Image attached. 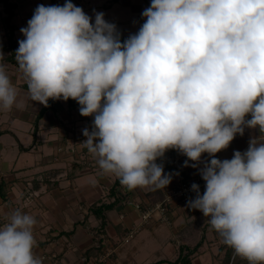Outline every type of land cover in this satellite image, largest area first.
I'll list each match as a JSON object with an SVG mask.
<instances>
[{
	"label": "clouds",
	"instance_id": "clouds-1",
	"mask_svg": "<svg viewBox=\"0 0 264 264\" xmlns=\"http://www.w3.org/2000/svg\"><path fill=\"white\" fill-rule=\"evenodd\" d=\"M94 15L71 0L37 6L15 52L28 98L45 107L72 99L94 117L82 143L129 190L167 187L172 175L156 161L170 149L187 157L185 167L203 163L205 191L193 183L187 206L236 255L264 264V139L216 158L245 127L264 135V0H151L123 42L103 12ZM6 68L0 110L18 103ZM36 223L19 209L8 214L0 264H43Z\"/></svg>",
	"mask_w": 264,
	"mask_h": 264
},
{
	"label": "crops",
	"instance_id": "crops-1",
	"mask_svg": "<svg viewBox=\"0 0 264 264\" xmlns=\"http://www.w3.org/2000/svg\"><path fill=\"white\" fill-rule=\"evenodd\" d=\"M137 2H113L127 7L136 17L128 23L125 13L121 12L123 18L115 16L111 20L121 23L119 32L126 39L135 34L132 25L140 28L144 23L141 13L151 5L149 0ZM111 6L97 7L108 10ZM0 64L7 66V74L18 93L17 105L11 110H0V181L5 191V199L0 195V227L8 222V214L16 209L32 215L37 221L33 228L36 241L33 252L43 264H77L85 256L98 258L110 248L112 254L101 264H151L160 260L164 261L161 264H170L172 259L164 252L167 246L170 247L168 241H172L176 248L191 245L187 231L201 226L202 212L197 210L189 216L184 207L174 202L169 205L165 216L156 213L144 221L135 204L154 205L179 183L181 176L202 178L199 169L203 163L197 167H185L187 158H183L181 171L176 172L173 158L180 152L170 149L167 155L156 161L163 165L165 174L172 175L167 187L129 190L120 184L113 194L111 188L119 179L114 174L105 173L97 158L79 144V140H86V137H78L83 132L75 134L80 130L78 125L87 120L93 123L94 117L81 116L80 105L72 99L66 103L56 100L51 109L45 110L44 105L28 98L27 83L19 66L6 60ZM27 124H36L37 130L35 138L29 135L30 140L25 143V131H32L23 128ZM259 137L264 139L258 128L245 127L244 134H237L226 149L216 154V158L231 159L235 151L245 152L250 140ZM32 153L37 156L30 158ZM208 159L205 153L202 161ZM98 208L103 209L101 214L96 213ZM161 216L167 217V221ZM130 230H135L134 237L125 242ZM159 247L161 250L156 253Z\"/></svg>",
	"mask_w": 264,
	"mask_h": 264
},
{
	"label": "rangeland",
	"instance_id": "rangeland-1",
	"mask_svg": "<svg viewBox=\"0 0 264 264\" xmlns=\"http://www.w3.org/2000/svg\"><path fill=\"white\" fill-rule=\"evenodd\" d=\"M13 2H16L17 7L15 9L16 14L15 17L13 18V22L17 25V30H16V39L19 42L20 40L24 39L25 37L23 36V34L21 33L20 29L23 27H27V22L28 20L31 19V17L34 14L35 9L37 8L38 5L43 4L45 6H50V5H60L63 6L66 2V0H56L55 2H53L52 0H12ZM71 2L73 4H75L78 7H81L84 12L89 15L90 17H92V21L94 22L95 19V15L94 12H103L105 14L104 18L106 21L110 22V23H114L117 26V29L119 31V25H121V23H117V22H111V20H113L114 18L117 17H122L123 16L120 14L121 12L125 13V21H127L128 23H132L133 18H136L132 13L131 10L128 9L127 7L122 6V4H113V0H71ZM141 0H138L137 3H140ZM149 2L151 3V0H149ZM122 3V2H121ZM112 5L110 9H105L104 7H97V6H103V5ZM150 7V6H149ZM3 6L2 4H0V47L4 45V40L6 41V36L5 34V26L3 24V17H4V10H3ZM138 20V19H137ZM132 29H134V32H138L139 30V26L136 25H132ZM18 47H19V43H18ZM0 62H3V59H0ZM51 100H49L48 105L50 104ZM62 103H66L69 102L68 101H63L61 100ZM48 107V106H47ZM47 107H45V110L47 109ZM60 114V113H59ZM91 124L93 123H89V120H87L86 123H83L82 125H78V128L80 130L76 131L75 134H78L79 131L83 132L82 130L87 128L88 130L91 131L93 130V125L91 126ZM27 127L28 129H32V131L30 132L29 130H26ZM23 128L26 130V140L25 143H28L30 140V136L32 135L33 139L35 138V134H36V130H37V125L33 124V125H25L23 126ZM74 134V135H75ZM78 137H82L85 138L84 135L78 134ZM81 141V142H80ZM84 140H79L78 142H80L79 144H82L81 146H83V142ZM54 154V153H52ZM35 156H37L36 153H32L30 155V158H34ZM187 210V209H186ZM189 216H193L197 210L195 211H189ZM162 215V214H161ZM203 220L200 221L201 226H197V227H192L189 229V231H187V235H188V240L190 242V247H194L196 246L198 243H200L199 247L197 248L196 252L193 253V255L191 256L192 258V262L193 264H221L222 259L224 258L225 255V249L221 250L223 248V242H222V237H220V235L211 227V225L208 223V218L205 216H202ZM162 219L167 221V217L163 218L161 216ZM171 237L172 234H171ZM170 243V247H166L165 249V256L166 257H170V259H172V261L176 260L178 257V251L179 248H176L175 244H173L172 241H168V245ZM131 243H128L127 245H130ZM127 248V246H125V249ZM175 248L177 250V254H175ZM128 250V249H127ZM126 250V251H127ZM159 250H161V248H157L156 249V253L160 252ZM123 256V254H122ZM150 260H152V257H149ZM77 264H81V260L77 263ZM128 264H134L133 262H128ZM239 264H250L249 261H247L246 259H242V261Z\"/></svg>",
	"mask_w": 264,
	"mask_h": 264
},
{
	"label": "trees",
	"instance_id": "trees-1",
	"mask_svg": "<svg viewBox=\"0 0 264 264\" xmlns=\"http://www.w3.org/2000/svg\"><path fill=\"white\" fill-rule=\"evenodd\" d=\"M52 1L55 2L56 0H52ZM113 1H117V0H113ZM0 4H2L4 8L3 10H4L5 15L2 19L3 20L2 22L5 26V36H6L5 44L0 47V53L3 54L2 55L3 60L9 61L10 63L15 64V65H18L15 60V52L18 49V41L15 37L17 25L13 22V18L15 17V14H16L15 9L17 7V4L16 2H13L12 0H0ZM167 154L168 153H165L164 155H167ZM120 184L121 183L118 180L116 181L115 185L111 188V192L113 194H116V192L118 191V186ZM0 195L5 199V191L3 189L2 181H0ZM102 210H103L102 208L100 209L98 208L96 210V213L101 214ZM199 244L200 243H198L194 247H190L188 245H181L179 247V255L177 259L174 261H169V263L170 264H193L191 256L193 255V253L196 252L197 248L200 246ZM224 249H225V255L221 261V264H239L242 261L243 258L236 255L234 250L231 247L223 244V248L221 250H224ZM163 262H164L163 260H160V261H157L151 264H161ZM81 264H87V262H83Z\"/></svg>",
	"mask_w": 264,
	"mask_h": 264
},
{
	"label": "built area",
	"instance_id": "built-area-1",
	"mask_svg": "<svg viewBox=\"0 0 264 264\" xmlns=\"http://www.w3.org/2000/svg\"><path fill=\"white\" fill-rule=\"evenodd\" d=\"M168 150L166 153H169ZM187 158L182 153L176 154L173 158L174 170L176 172H180L182 168V159ZM195 183L199 185L200 193L203 194L205 191V181L202 178H185L183 176L180 177L179 183L169 191H167L164 195V198L155 203L152 206L143 207L142 204L136 203L135 207L141 212L142 218L144 221L149 220L156 213H160L163 216L166 215L168 207L170 204L176 202L180 206L184 207L189 211H194L195 209H191L187 206L188 201L190 199H194L196 193L192 190L191 185ZM196 211V210H195ZM135 230H130L128 234L125 236L124 241L129 242L131 238L134 237ZM112 254V248L106 249V252L99 256L98 258H89L83 257L81 263L87 262V264H101L106 260L108 255Z\"/></svg>",
	"mask_w": 264,
	"mask_h": 264
},
{
	"label": "water",
	"instance_id": "water-1",
	"mask_svg": "<svg viewBox=\"0 0 264 264\" xmlns=\"http://www.w3.org/2000/svg\"><path fill=\"white\" fill-rule=\"evenodd\" d=\"M125 37H121V41L125 40ZM55 100H51L50 104L48 105L47 109H51L54 106Z\"/></svg>",
	"mask_w": 264,
	"mask_h": 264
},
{
	"label": "flooded vegetation",
	"instance_id": "flooded-vegetation-1",
	"mask_svg": "<svg viewBox=\"0 0 264 264\" xmlns=\"http://www.w3.org/2000/svg\"><path fill=\"white\" fill-rule=\"evenodd\" d=\"M69 100H71V99H69ZM56 101V100H55Z\"/></svg>",
	"mask_w": 264,
	"mask_h": 264
}]
</instances>
